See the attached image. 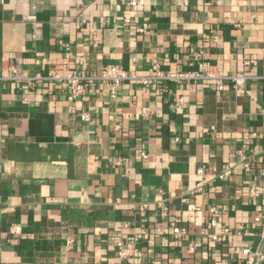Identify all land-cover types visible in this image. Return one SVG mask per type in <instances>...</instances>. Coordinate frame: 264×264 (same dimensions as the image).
<instances>
[{"label": "crops", "instance_id": "0c3cea01", "mask_svg": "<svg viewBox=\"0 0 264 264\" xmlns=\"http://www.w3.org/2000/svg\"><path fill=\"white\" fill-rule=\"evenodd\" d=\"M128 1L0 0V264H240L245 245L264 253V0ZM154 61L250 79L243 92L130 79L115 98L92 81L72 99L64 81L8 78L16 63L25 75L119 64L143 76ZM225 165L231 174L211 182ZM118 237L133 242L127 259Z\"/></svg>", "mask_w": 264, "mask_h": 264}, {"label": "built area", "instance_id": "2783aa9c", "mask_svg": "<svg viewBox=\"0 0 264 264\" xmlns=\"http://www.w3.org/2000/svg\"><path fill=\"white\" fill-rule=\"evenodd\" d=\"M129 5H135V0H129ZM122 24L127 25L130 24L129 18H123ZM135 30L137 32H143L144 28L141 25H135ZM203 53L198 51L196 53L197 58L202 56ZM135 60V58H133ZM247 63V61H245ZM198 69L195 71H166L159 68L158 62L154 61L153 68L143 76H138L135 73L125 70L119 64H105L101 66L98 73L95 75H87L80 71H73L71 73H64L63 75L59 74L55 70H50L46 75H42L41 73H34L33 75H25L23 73L22 67L20 64H12L10 66L8 78L13 80L25 81L27 84H33L40 80H56V81H64L68 86V95L72 99H78L83 96L85 93L86 85L92 81L101 82L105 85L108 94L111 98H115L117 96L118 89L120 85L130 79H135L142 85H150L157 82H188V81H207L212 80L214 84V88L217 91H222L225 87H231L238 92H243V89L250 79L249 75H246L242 72L235 73H221V74H209L205 73L202 69V61L198 62ZM171 105L173 108H181L185 105V101L181 95H174L171 99ZM73 108V107H72ZM73 110V109H72ZM78 116L81 120L87 121L89 120L88 112L81 111L78 113ZM140 156L142 158L147 157V153L145 151L140 152ZM114 164H120V160H114ZM245 170H249V163H244ZM198 172H202V169H198ZM231 174V168L228 165H225L221 169H213V177L211 182L223 181ZM205 184L204 181H199L196 184L195 190L198 191ZM207 184V183H206ZM247 194L250 198L255 199L259 195V190L255 186H249L247 188ZM209 212L211 214L210 217V225H215L217 214V208L214 205L209 207ZM261 214L260 212L254 216V220L258 221ZM14 233L19 232V228L16 227L13 231ZM173 235L179 237L183 233V229L181 227L175 226L172 228ZM230 230L225 227L220 233H210L209 237L215 239L219 234H229ZM114 248L117 257L122 259H127L133 250V242L132 241H123L121 238H116L114 241ZM192 249V248H191ZM242 259L240 264H264V253L259 247L252 248L250 246H243L241 248Z\"/></svg>", "mask_w": 264, "mask_h": 264}]
</instances>
